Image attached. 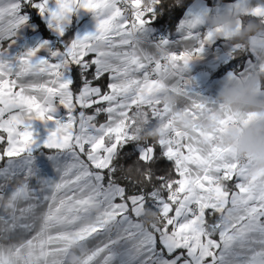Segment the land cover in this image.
<instances>
[{
	"label": "snow or ice",
	"instance_id": "snow-or-ice-1",
	"mask_svg": "<svg viewBox=\"0 0 264 264\" xmlns=\"http://www.w3.org/2000/svg\"><path fill=\"white\" fill-rule=\"evenodd\" d=\"M163 2L0 0V264H68L73 251L79 264H264V173L249 174L217 142L237 116L225 114L216 133L186 136L153 99L170 91L194 119L210 107L188 96L181 76L217 37L199 31L208 10L181 21L174 51L167 39H147ZM32 10L60 43L12 54ZM79 10L94 30L66 38ZM222 10L264 19V0ZM246 48L264 68V34ZM138 110L162 126L158 138H138ZM35 121L53 125L43 147L64 157L55 181L36 177ZM146 211L155 214L148 224Z\"/></svg>",
	"mask_w": 264,
	"mask_h": 264
},
{
	"label": "clouds",
	"instance_id": "clouds-1",
	"mask_svg": "<svg viewBox=\"0 0 264 264\" xmlns=\"http://www.w3.org/2000/svg\"><path fill=\"white\" fill-rule=\"evenodd\" d=\"M206 29L212 30L238 46L246 48L251 37L264 34V19L245 16L235 10H222L204 17ZM264 68L253 66L244 76L223 78L218 85L214 103L194 119L183 110L184 101L176 94L162 90L153 99L170 110L175 127L182 135L190 136L194 128L205 133H216L221 128L225 114L231 113L237 119L222 127L217 142L230 149L239 161L249 163V174L264 173ZM134 131L141 140L156 139L161 135L162 126L157 122L148 123L143 110L134 114ZM143 223L154 218L152 212L143 214ZM79 255H74L72 264H79Z\"/></svg>",
	"mask_w": 264,
	"mask_h": 264
},
{
	"label": "crops",
	"instance_id": "crops-1",
	"mask_svg": "<svg viewBox=\"0 0 264 264\" xmlns=\"http://www.w3.org/2000/svg\"><path fill=\"white\" fill-rule=\"evenodd\" d=\"M256 2H259V0H256ZM231 3L232 2L222 3L214 7H209L204 0H194L188 6V8L185 10L184 14L180 18L173 34L169 35L164 33L166 36L165 39L170 41V47L172 48V50H177L176 42L180 40L181 35L177 29L181 21L188 14L202 12L207 9L210 15L216 12L218 8L222 9L223 7ZM32 12L35 13V10H32L27 13L28 18L25 25L18 30L16 36L14 37L15 43L10 49L12 54L24 52L28 48H34L43 41H48L49 46H53L52 40L44 38L38 31L36 24L31 21ZM37 16L44 23L50 35L60 40V38L57 37L56 34L47 27L46 21L39 15ZM152 22L150 25H148L147 39L152 43H155L153 41V35L159 28L154 27L152 25ZM94 27L95 21L93 20L91 13H88L85 10H79L70 16L69 23L66 25L65 28V32L69 28H73L72 38H75L77 35H84L88 32L93 31ZM205 29L206 27L204 25L201 26L199 31L203 32ZM4 46H6V42ZM238 50L240 49H237L231 42L222 37H216L206 43L199 51L198 55L194 59H191L189 61V63L185 66L181 73L182 78H188L189 85L185 89L188 96L191 98L201 99L211 105L214 103V97L219 82L223 78L227 76H244L253 66L258 65V60L255 54L249 49H247L246 57L241 62L232 63V65H230L227 70L226 68L223 69L221 74L219 76H216L220 66H225L226 63L230 60L231 56ZM40 55H44V53L41 52ZM69 78H71V76H69ZM261 91L264 92L263 89ZM62 115L63 109H60L56 118H60ZM5 118H7V114ZM100 119L103 120V117H101ZM46 127L50 129L51 127H53V125L51 123H49L48 125H44L39 121L33 122V129L36 134V145L33 147L32 151L33 166L37 178L55 181L58 179V172L56 171L55 167L56 162L63 161L64 157H54L52 156V153L46 152L48 149L43 147V141L46 139L47 136V132L45 131ZM0 134H3L6 139V134ZM2 165L3 162L0 161V166ZM32 183L34 185L36 184L35 178L32 180ZM74 255H77L75 251H73L69 255L68 264H72V259Z\"/></svg>",
	"mask_w": 264,
	"mask_h": 264
},
{
	"label": "trees",
	"instance_id": "trees-1",
	"mask_svg": "<svg viewBox=\"0 0 264 264\" xmlns=\"http://www.w3.org/2000/svg\"><path fill=\"white\" fill-rule=\"evenodd\" d=\"M193 1L194 0H180L179 6H176L173 0H164L162 5L157 9L156 19L153 20L152 25L156 28H159L161 31H163L166 34L169 35L173 34V32L175 31L178 25L180 18L182 17L185 10ZM204 1L209 7H214L222 3L232 2V0H204ZM31 21L36 24L38 31L44 38L52 40L53 46L58 45L60 43L59 39L52 37L50 35L44 23L34 12H32L31 14ZM65 37L69 39L73 37V28H69L65 32ZM246 54H247V48H244L243 50L240 49L237 52H235L225 66H220L216 76H219L223 71V69L226 68L227 70L228 67L232 65V63L241 62L246 57ZM46 152L51 153L49 150H47Z\"/></svg>",
	"mask_w": 264,
	"mask_h": 264
},
{
	"label": "built area",
	"instance_id": "built-area-1",
	"mask_svg": "<svg viewBox=\"0 0 264 264\" xmlns=\"http://www.w3.org/2000/svg\"><path fill=\"white\" fill-rule=\"evenodd\" d=\"M165 34L163 31H161L160 29H157L155 34L153 35V41L156 43V42H159L160 40H163L165 39ZM183 81H185V89L188 87L189 83H188V78L187 77H183L182 78Z\"/></svg>",
	"mask_w": 264,
	"mask_h": 264
}]
</instances>
